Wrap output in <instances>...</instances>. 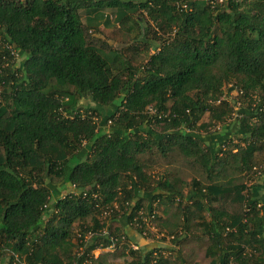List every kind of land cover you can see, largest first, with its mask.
I'll use <instances>...</instances> for the list:
<instances>
[{
  "label": "trees",
  "instance_id": "16d2710c",
  "mask_svg": "<svg viewBox=\"0 0 264 264\" xmlns=\"http://www.w3.org/2000/svg\"><path fill=\"white\" fill-rule=\"evenodd\" d=\"M105 9L133 55L92 37ZM169 204L209 264H264V0H0V264H169L123 240Z\"/></svg>",
  "mask_w": 264,
  "mask_h": 264
},
{
  "label": "rangeland",
  "instance_id": "374dc122",
  "mask_svg": "<svg viewBox=\"0 0 264 264\" xmlns=\"http://www.w3.org/2000/svg\"><path fill=\"white\" fill-rule=\"evenodd\" d=\"M132 1H139V0H132ZM103 18L96 21L97 26L94 25L91 27V35L93 38L97 40L99 39V42H102L105 46L113 45V48L115 47H123L125 50L124 52L128 55H133L131 50L134 47V44H131L126 47V38L125 35L130 38L132 34H126L125 30L119 26V24L115 23L114 14L110 12L109 9H105ZM84 15V13H82ZM130 41V40H128ZM127 48V49H126ZM138 54H134V60L140 61L144 60L147 57V54L144 53L142 49H139ZM152 50H150L151 52ZM18 61L20 60V57L17 58ZM228 87V85L225 87ZM228 90V89H227ZM226 90V92H227ZM235 92L227 93V97H231L234 95ZM84 101V100H82ZM148 110L150 113H154L153 107H148ZM102 118V117H101ZM99 120H101L99 118ZM207 121V114H204L200 120ZM235 121L231 120L227 124H217L212 123L209 124L206 128H200L198 131H200V136L203 137V139L209 137V135H213L215 133H223L226 130H229V134H231V138L233 137L234 140L236 139V131H235ZM199 122V123H200ZM154 128L159 129L160 126L158 124L154 125ZM206 143V141H205ZM263 154L257 155V162L255 163V167L259 168L262 164L261 157ZM174 168L172 166L162 163L156 164L152 167L150 170L152 179H156L161 177V175H165L167 172L172 171ZM258 173H256L257 175ZM183 178L186 180H190L192 172L189 169H185L182 172ZM256 175L254 173H248L245 174L242 178L241 175H236L237 178H241V180H244L246 184L252 183ZM253 177H255L253 179ZM152 180V181H153ZM258 181H261V178L258 179ZM56 185L58 184V181H55ZM59 188H61V185H58ZM192 186L188 185L183 188V193H186L187 190H189ZM67 190H64L63 192H66ZM147 199L145 198L143 200V211L147 213L146 205ZM241 204L242 203H235V202H227L224 205V208L230 212H239L241 210ZM163 205L157 206V212L156 215H160L162 218L158 219L157 221L154 219V221H149V233H142L140 234L135 228L132 226H126L125 227V233L127 236H125L124 243L128 246H132L133 248H140L143 251L159 248L161 251H163L165 256H168L169 264H183L184 262L186 264H209L210 257H207L205 255V249L207 247V241L205 236H202L204 238L196 239L193 238L192 235H187L181 228V210H178L176 204H169L167 205V212L163 213ZM206 214V213H204ZM193 220V218H192ZM153 223L155 225H153ZM169 230H172L174 232L178 233V239L176 241H173V236L175 235L174 232H169ZM196 230L195 232L198 233ZM121 245V244H120ZM124 246V245H123ZM120 249H123L121 246ZM102 250H95L94 254L97 255ZM126 250H123V252L116 251L109 257L111 259L110 261H113L115 264H126L128 256L126 255ZM116 253V254H115ZM115 255V256H113Z\"/></svg>",
  "mask_w": 264,
  "mask_h": 264
},
{
  "label": "built area",
  "instance_id": "2783aa9c",
  "mask_svg": "<svg viewBox=\"0 0 264 264\" xmlns=\"http://www.w3.org/2000/svg\"><path fill=\"white\" fill-rule=\"evenodd\" d=\"M97 250H100V249H97Z\"/></svg>",
  "mask_w": 264,
  "mask_h": 264
}]
</instances>
